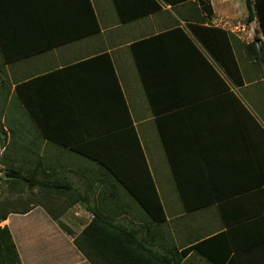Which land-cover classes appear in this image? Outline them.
<instances>
[{
    "label": "crops",
    "instance_id": "0c3cea01",
    "mask_svg": "<svg viewBox=\"0 0 264 264\" xmlns=\"http://www.w3.org/2000/svg\"><path fill=\"white\" fill-rule=\"evenodd\" d=\"M207 1L212 9L209 19L199 5L197 15L191 4L175 8L162 4L158 13L121 24L111 0H0V52L5 57L19 56L18 61L4 64L1 80L9 90L5 97L11 99L15 85L43 77L25 90L33 97L37 113L67 143V131L103 133L118 123L119 99L107 62H87L107 53L161 203L168 211H178L176 217L166 215L160 228L164 240L170 245L171 232L180 233L184 236L176 245L180 248L226 231L225 240L230 243L226 251L243 253L244 264H262L264 59H250L244 45L264 38L256 17L245 22L244 0ZM88 2L99 26V32L91 36H85L92 28ZM194 24L225 32L227 44L211 41L205 49L191 28ZM176 27L191 38L200 54L180 35L164 37L162 53L149 49V38ZM143 40H148L146 60L152 67L149 82L163 109L158 117L160 137L130 52L131 44ZM59 42L65 44H54ZM153 44L157 49L159 43ZM42 49L47 51L36 52ZM72 114L80 118L72 120ZM76 119L81 120L77 126ZM101 135H105L103 146L111 151L108 156L131 170L132 161L117 155L121 135ZM27 140L35 147V165L42 163L38 177L70 185L75 195H89V206L111 205L120 211L119 219L130 216L129 225L144 226L143 217L135 214H139L137 205L102 168L38 137ZM100 194L102 199L97 198ZM116 194L119 198H112ZM50 200L48 208L37 204L18 215L25 218L42 212L36 226L17 235V242L12 215L1 221L0 229L7 228L15 253L4 256L7 247L2 245L0 264H89L73 244V237L91 219L75 234L74 223L79 226L86 219L85 206L76 203L67 208V201ZM47 209L62 211L54 213L73 237L59 228ZM26 244H32L31 249L23 253Z\"/></svg>",
    "mask_w": 264,
    "mask_h": 264
},
{
    "label": "trees",
    "instance_id": "16d2710c",
    "mask_svg": "<svg viewBox=\"0 0 264 264\" xmlns=\"http://www.w3.org/2000/svg\"><path fill=\"white\" fill-rule=\"evenodd\" d=\"M111 2L117 20L121 24L134 22L148 15L158 13L162 10V4L170 5L172 8L182 3L184 5L191 4L195 7L197 15H199L200 11L197 7V5H199L206 19H209L212 15V9L207 0H195V2H191V0H111ZM244 3L247 9L245 22L249 23L256 17L264 38V0H244ZM1 5L2 3H0V10H2ZM88 13L92 28L88 35L85 36H91L99 32L97 18L89 2ZM201 20L204 21L205 19L202 18ZM191 28H195L197 40L201 42L203 47L207 50L208 42L223 41L226 43L228 41L225 32L219 29L198 24H194ZM196 29H200L201 31L198 33L197 31L199 30L196 31ZM176 35H180L182 41L187 42L192 49L200 54L191 38H189L180 27L149 38V49L160 51L162 39L167 36L173 39V37H177ZM147 42L148 40H143L131 44L130 52L142 83L148 106L152 116H154L153 122L155 128L160 137L158 117L163 109L159 104L161 102L152 92L154 89L152 83L149 82L148 71L152 67L150 65L148 67L146 60L145 45ZM155 42L159 43L157 49H155V44H153ZM54 44L61 45L65 43L59 42ZM150 47H152V49ZM244 49L250 59H253V57L258 60L264 59V40L260 41L254 38L252 42L244 45ZM44 51H47V49L36 52L41 53ZM96 59H104L107 62L114 79L116 94L120 105L119 119L116 127L114 129H107L103 131V133L94 132L83 135L84 132L87 131L70 130L67 131L69 142L64 143L62 141L64 137L59 134L57 135L52 130V127H50V122L37 113L33 97L27 93L29 90H25L30 89L33 83L43 77L15 85L14 95L12 97L14 102L12 101L8 106L9 108L7 107V113L11 115H9L10 119H7V126L12 134L10 135L9 133L11 143L8 145L10 146V150L14 151L15 155H19L17 157L15 156V161L20 162V164L24 162H34L32 168H28V166L23 167L24 171H26L25 178L28 182V188L33 189L39 187L45 194L47 191H50L49 193H54V198L61 199L64 202L67 201V208L76 203L85 206L86 211L91 214V219L81 232L74 237L73 232L60 222L59 217L54 213H60L62 211L59 209L56 211L47 209V213L62 231L73 237L75 248L89 264H189L187 259L191 257V255L200 257L207 264H244L241 258L243 253H229L230 250L226 251L230 244L225 240L227 236L226 231H221L212 236L208 235L207 237H202L191 245L182 246L180 248L173 243L169 245V243L164 240L165 238L160 232V228L166 222L165 210L159 194L157 193L153 178L149 172L128 106L121 94L117 79L115 78L110 56L107 53H103L87 62ZM18 60L19 56L5 57L4 54L0 52V72L5 63H12ZM81 64L83 65L84 63ZM234 65L237 69L235 62ZM63 71H66V69L57 72ZM62 88L65 90L64 84H62ZM7 94H9V90L5 88L4 82L0 79V114L2 113V107L7 103L5 100ZM21 111L22 113L24 112V116L20 115L22 114L20 113ZM75 117L80 118L79 115L72 114V120ZM79 122H81V120L79 121L76 119L75 125L77 126ZM1 128L4 130L2 126ZM99 134L121 135L123 142L117 155H124L132 161L131 166L133 168L131 170L124 169L121 162H116L114 158L112 159L109 157L110 155L108 156L109 153L111 154V151H109L106 146H103L104 142H102L103 136L105 135L100 136ZM29 137L32 139L38 137L39 139L46 140L48 143H52L57 147L84 157L86 160L102 168L109 175L110 179H113L112 181L121 186L126 197L137 205L139 214H135L138 217H143V219H140L143 220L144 226L134 227L128 223H121L118 215L120 211L113 208L111 205L104 207L89 206V195H75L70 185L52 183L47 177L39 179L37 176L39 175V168L42 167V163H37V165H35V147L32 140H27ZM22 145L25 148H23ZM22 149L23 152L20 151ZM31 155H33L32 158H30ZM10 171L21 174L20 168H14L12 166L6 167L5 172ZM1 180L2 178H0V181ZM7 181H9L13 187L20 184L18 180ZM102 197V194L97 196V198L100 199H102ZM112 198L117 199L119 195H112ZM30 210L31 208L13 213L26 214ZM122 212L131 213V210H123ZM184 212L191 213L194 211L184 210ZM5 219L6 217L4 215L0 217V221H4ZM155 228L159 230L156 232ZM0 245L7 247V250H14L7 228L0 229ZM260 255L264 258V253H260ZM261 263L264 264V259L261 260Z\"/></svg>",
    "mask_w": 264,
    "mask_h": 264
},
{
    "label": "rangeland",
    "instance_id": "374dc122",
    "mask_svg": "<svg viewBox=\"0 0 264 264\" xmlns=\"http://www.w3.org/2000/svg\"><path fill=\"white\" fill-rule=\"evenodd\" d=\"M0 79H1V75H0ZM5 100L7 101V103L6 105L4 104V106L2 107V113L0 114V178H2V180L0 181V217L4 215L5 217L8 218L12 215L11 216L12 218L10 219H12V221L14 220V225L16 228L14 239L17 242L16 237L20 236L22 232L28 233L27 229L30 226L33 228L34 226L37 225V220H40L42 218L40 217V214L42 212L40 213V211H35L33 214L25 218L22 216H18L20 214L13 213V212H21L22 210L30 209L32 206H35L37 204H41L47 207V204L50 203L51 201L50 199H54L55 195L54 193H49L50 191H47V193L45 194L41 191L39 187H35L33 189L28 188L27 186L28 182L25 178L26 171H24L23 167L28 166V168H32L34 162L33 163L24 162L23 164H20V162L15 161V156L17 157L19 155H15L14 151L10 150V146L8 144L11 143L10 135L12 134H11V131H9V128L7 126V123H8L7 119H10L9 117L10 114L7 113V107L11 104L12 101L14 102V99L5 98ZM20 115L24 116L23 114H20ZM1 126L3 127L4 130H2ZM20 151L23 152V149ZM32 157L33 155L30 156V158ZM9 166H12L14 168H20V171H21V174H18L20 176V179H18L20 184L14 187L10 184L9 181H7L9 179H5L3 176L5 173L6 167H9ZM38 178L41 179L40 177ZM159 197L162 202V195L160 191H159ZM164 210L168 217H172V216L176 217L178 215V211H168L165 206H164ZM67 213H71V212L68 210ZM83 214L85 215V218H86L84 220V223L79 226L76 223H74L75 234H77L81 230L84 224L91 217L90 216L91 214L89 212L84 211ZM129 219H130V216H125V217H121L119 221H121V223H127ZM170 223L171 224L173 223L172 220ZM2 224L4 223L0 221V225ZM160 230L162 231V229ZM171 234L174 237L172 240L173 243L175 245H180V241L184 238V236H182L180 233H177V232H174V233L171 232ZM31 245L32 244L30 245L26 244V247L23 248V253L30 251ZM1 246L2 245H0V253H2ZM6 253L12 257V254L15 253V250L12 251L8 249L7 252H5L4 254V256L8 257ZM187 261L189 262V264H207L200 257L195 256V255H191V257H189Z\"/></svg>",
    "mask_w": 264,
    "mask_h": 264
},
{
    "label": "water",
    "instance_id": "95a60500",
    "mask_svg": "<svg viewBox=\"0 0 264 264\" xmlns=\"http://www.w3.org/2000/svg\"><path fill=\"white\" fill-rule=\"evenodd\" d=\"M4 178L5 179H9V180H18V179H20V176L17 174V173H15V172H5L4 173Z\"/></svg>",
    "mask_w": 264,
    "mask_h": 264
}]
</instances>
